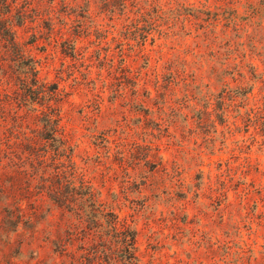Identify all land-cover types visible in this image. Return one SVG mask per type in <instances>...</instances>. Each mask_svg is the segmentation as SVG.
<instances>
[{
	"label": "rangeland",
	"instance_id": "1",
	"mask_svg": "<svg viewBox=\"0 0 264 264\" xmlns=\"http://www.w3.org/2000/svg\"><path fill=\"white\" fill-rule=\"evenodd\" d=\"M3 2L0 264H128L101 203L140 264H264V0ZM8 28L46 88H21ZM45 164L96 205L52 199Z\"/></svg>",
	"mask_w": 264,
	"mask_h": 264
},
{
	"label": "trees",
	"instance_id": "2",
	"mask_svg": "<svg viewBox=\"0 0 264 264\" xmlns=\"http://www.w3.org/2000/svg\"><path fill=\"white\" fill-rule=\"evenodd\" d=\"M0 1H2V0H0ZM2 7H4V2H3V4L0 5V17H4L3 16L4 12L2 11ZM249 8L252 9V11H251L252 14L255 15L258 13L257 12L258 10H256V8H252L251 6ZM259 11H261V10H259ZM7 34H8V38L6 37L7 42L9 44H11L12 46L16 47L18 54L21 55V56H18V58L20 59L19 61L22 62L24 64V66H26L27 72L30 73V75H31V76H29V74L26 73V75L24 77L25 79H22V80L27 81L28 83L25 82L24 86L21 88H46L47 84L40 83V81L36 77L32 78V75L37 76L36 63L32 58L25 59V53L22 50V46L20 49L19 48L20 44L16 42L15 35L11 31V28L7 29ZM2 38H4L3 35H2ZM29 78L31 80H28ZM28 85H31V86H28ZM52 88H55V87H52ZM35 91L36 90H31V93H32L31 95L33 98L29 99L28 102L31 101L32 99L33 100L39 99V98H35L36 97V96H34ZM46 95H47V93L43 89V91H40V90L38 91L37 97L38 96L46 97ZM51 97H53V96L49 95V98H51ZM40 99L45 100V98H40ZM53 111L54 110H52V112H49V114H48V123L46 125L47 126L46 127L47 128L46 129L47 136H45L44 139L47 142L51 141L50 147L55 149L56 154H57V157H55L56 159H59L61 157H67V158H69V162H70L71 161V154L69 152L70 146H66L65 139L61 136L60 128L58 127V123H59L58 121L60 119L56 118L52 114ZM50 147H49V144L44 145L45 153H47V150ZM41 164H43V162ZM48 166H46V164H45L41 168H38L35 171V174H32V175L30 174V175L32 177H33V175H36L37 179L42 181L41 187H43V191H44V189H46L47 191H51L49 193H51L50 197H52V199L56 200V202H58V203H60L59 201L61 199L62 202L67 204L70 200L75 199L73 197L69 198L68 195L75 196L78 194L79 197H82L86 201L91 202V205H96L95 199H94L95 196H94L93 188H91V186L84 184V182H82L81 185L78 186L79 187L78 188V187H75V186H77L76 184H73V182L70 183L68 180V184H66V186H69V185H72V186L71 187L69 186L67 188H71V190H74V191H72V194H69V191L67 194H63L61 192V187L58 186L61 182V177L59 176L60 175L59 172L57 171L55 174L57 177L59 176L57 178L58 182H57L56 187H55L52 184V180L50 179L51 176L45 170V169H49V168H46ZM57 167L59 168V166H57ZM40 169H41V172L39 174H37ZM43 169H44V171H43ZM51 195H54V198ZM99 207H100V209L102 208V210L99 209L100 210V214H99L100 219H102L101 221L105 220V222L108 219L107 220V224L109 223L108 227H109L110 231L115 234V237L117 239L116 243L119 245V251L121 252L120 255L123 256L124 261H126L125 263L140 264L141 260L136 253V250H137V245H136L137 231L134 229H131L130 227L125 226V224L121 223L119 220L118 214H114L112 211H107V207L103 203L99 204ZM103 208H105V209H103ZM104 210H105V212H104ZM108 217H110V219ZM121 225H123L122 229H120V227H119Z\"/></svg>",
	"mask_w": 264,
	"mask_h": 264
}]
</instances>
